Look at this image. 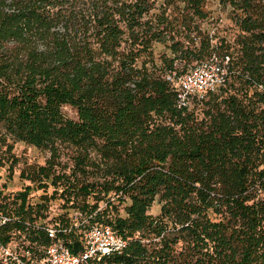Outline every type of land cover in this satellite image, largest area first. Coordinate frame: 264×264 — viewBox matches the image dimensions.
<instances>
[{"label":"trees","instance_id":"obj_1","mask_svg":"<svg viewBox=\"0 0 264 264\" xmlns=\"http://www.w3.org/2000/svg\"><path fill=\"white\" fill-rule=\"evenodd\" d=\"M211 60L224 84L181 107ZM17 143L48 156L0 193V264L42 258L48 225L77 254L71 211L127 241L99 264H264V0H0L11 177Z\"/></svg>","mask_w":264,"mask_h":264},{"label":"built area","instance_id":"obj_2","mask_svg":"<svg viewBox=\"0 0 264 264\" xmlns=\"http://www.w3.org/2000/svg\"><path fill=\"white\" fill-rule=\"evenodd\" d=\"M226 74L227 68L216 61L199 64L194 70L178 79L179 105L190 107L193 99L204 100L209 92L216 91L224 84ZM76 214L81 216L78 212ZM87 223L88 219L85 218L77 224L83 239L81 250L77 254L69 249L59 235L61 230L55 225L44 228L50 243L41 246L42 258L25 261L17 256L14 247L3 248V253L13 256L19 264H99L105 257L126 247L127 241L119 236L110 224L97 222L88 226ZM72 227L65 229V232H71ZM25 256L31 258L30 251H26Z\"/></svg>","mask_w":264,"mask_h":264},{"label":"rangeland","instance_id":"obj_3","mask_svg":"<svg viewBox=\"0 0 264 264\" xmlns=\"http://www.w3.org/2000/svg\"><path fill=\"white\" fill-rule=\"evenodd\" d=\"M213 9L217 10L216 5H213ZM222 22V21H221ZM228 27V20L226 18H223V22L221 23V28H227ZM230 30L225 32L224 34H228ZM231 33V32H230ZM66 113L70 117H75L76 113L73 109L71 108H66ZM15 156L18 158L19 163L14 169L13 177H11L10 172L8 170V165L5 163V157L4 155L0 152V193L3 194H10L14 195L18 191H20L24 185L29 184L25 183L21 180L20 178V172L23 168H25L27 165L30 164H44L46 161V158L48 156L47 153L42 152L40 150H37L34 147L27 146L23 143H17L15 146V149L13 151ZM42 194V192L34 193L31 197L32 203H37L39 202V197ZM61 202L57 201L55 202L49 212V217H56L59 216L60 214H63V209L60 206ZM105 206V204H104ZM154 211H159L160 208L155 205L153 207ZM70 217L73 218L75 221L81 222L85 217L83 215H78L76 214L75 211H71L69 213ZM14 245H19L21 243V240L17 239Z\"/></svg>","mask_w":264,"mask_h":264}]
</instances>
